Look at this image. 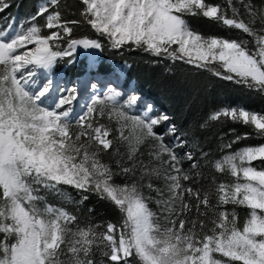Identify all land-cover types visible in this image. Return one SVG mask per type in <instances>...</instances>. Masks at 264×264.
Listing matches in <instances>:
<instances>
[{"label":"snow or ice","instance_id":"6c2138e0","mask_svg":"<svg viewBox=\"0 0 264 264\" xmlns=\"http://www.w3.org/2000/svg\"><path fill=\"white\" fill-rule=\"evenodd\" d=\"M0 19V264H264V108L181 127L127 60L99 63L137 52L264 100V0H39ZM229 121L248 130L204 135Z\"/></svg>","mask_w":264,"mask_h":264},{"label":"trees","instance_id":"16d2710c","mask_svg":"<svg viewBox=\"0 0 264 264\" xmlns=\"http://www.w3.org/2000/svg\"><path fill=\"white\" fill-rule=\"evenodd\" d=\"M72 3L73 0H67ZM221 2V0H214ZM39 0H13L15 6L0 12V18L11 16L23 19L29 13L34 12ZM3 20L0 19V24ZM194 27L206 33L235 35L228 32L222 26L215 24L208 18H199L193 21ZM103 58L107 63L101 64L105 69H112L113 62H124L127 60L129 67L126 77L128 83H133L145 99L153 103L154 107L166 113L172 118V122L181 127L195 125L203 120L213 109L224 105H243L248 109L260 110L264 108V100L259 96L251 95L241 91L219 78H213L208 74H198L195 69L177 64L170 66V62L152 63L147 55L132 52L130 55L117 56L112 52L104 51ZM84 63L79 67L68 66L65 72L68 76L75 78L80 73ZM229 127H235L238 133L247 129L241 124H233L231 121L225 124L211 123V130L205 132L210 140L218 136L220 132L228 133ZM158 131H163L161 126ZM256 139H245L233 147L254 144ZM101 215L112 216L111 209L105 203L90 198L87 202ZM241 215L243 212L241 211Z\"/></svg>","mask_w":264,"mask_h":264},{"label":"rangeland","instance_id":"374dc122","mask_svg":"<svg viewBox=\"0 0 264 264\" xmlns=\"http://www.w3.org/2000/svg\"><path fill=\"white\" fill-rule=\"evenodd\" d=\"M21 19L20 18H17V22H19ZM99 63L100 64H104V63H107V61H105V59L103 58V53H100L99 54ZM85 61H84V58H81V60H80V63L78 64V65H76L75 67H79V66H81V64L82 63H84ZM124 62H113L112 63V68H114V67H118L119 65H122ZM128 67H129V64H127V67L124 69V72H125V75H126V73H127V69H128ZM126 77V76H125ZM126 79H127V77H126ZM130 85H133V83H129ZM146 100H148V99H146ZM149 101V100H148ZM157 109V108H156ZM158 110V109H157ZM159 112H161V113H164V112H162V111H160V110H158Z\"/></svg>","mask_w":264,"mask_h":264}]
</instances>
